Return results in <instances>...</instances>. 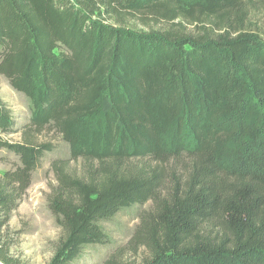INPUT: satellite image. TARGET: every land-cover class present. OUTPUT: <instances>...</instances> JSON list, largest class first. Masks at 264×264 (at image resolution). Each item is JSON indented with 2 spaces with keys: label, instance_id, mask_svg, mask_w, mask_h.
<instances>
[{
  "label": "trees",
  "instance_id": "16d2710c",
  "mask_svg": "<svg viewBox=\"0 0 264 264\" xmlns=\"http://www.w3.org/2000/svg\"><path fill=\"white\" fill-rule=\"evenodd\" d=\"M259 6L264 0H0V76L31 101L23 130L56 132L71 161L100 175L57 171L48 201L66 235L49 264L105 243L102 222L147 202L155 211L134 236L150 253L144 264H264V39L248 20ZM15 127L0 101V136ZM3 149L18 158L0 178V263L11 264L3 232L53 149L0 138ZM145 158L189 160L168 199L162 171L120 174L124 162Z\"/></svg>",
  "mask_w": 264,
  "mask_h": 264
},
{
  "label": "rangeland",
  "instance_id": "374dc122",
  "mask_svg": "<svg viewBox=\"0 0 264 264\" xmlns=\"http://www.w3.org/2000/svg\"><path fill=\"white\" fill-rule=\"evenodd\" d=\"M248 20L251 28L264 39V9L259 6L255 11H250ZM156 28L163 29L165 26L158 25ZM0 101L8 106L16 121L12 134L0 136L3 141L17 144L25 143L26 140L34 144H51L53 149L43 157L40 167L33 175L31 186L3 232L5 258L11 264H49L66 235L51 212L48 201L58 186L57 171L63 170L84 180L94 178L99 181L100 175L92 164L71 161L69 145L56 132L46 130L37 134L30 128L23 130L30 123L31 101L24 94L13 90L2 76ZM17 163L16 155L5 149L0 150V178ZM189 163L187 158L171 160L166 164L156 163L148 158L132 159L122 164L120 174L148 175L155 168L162 171L160 197L168 199L173 187L181 186L187 178ZM154 211L152 202L122 209L112 219L101 223L108 236L107 241L85 248L71 264H144L150 258V253L134 242V236L141 219ZM206 228L213 236L221 233L217 226L210 225Z\"/></svg>",
  "mask_w": 264,
  "mask_h": 264
}]
</instances>
